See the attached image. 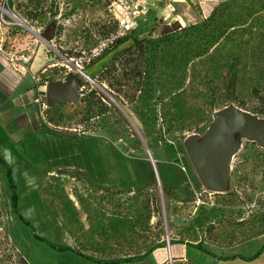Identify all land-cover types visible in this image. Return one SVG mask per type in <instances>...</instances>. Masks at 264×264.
<instances>
[{"label":"rangeland","instance_id":"374dc122","mask_svg":"<svg viewBox=\"0 0 264 264\" xmlns=\"http://www.w3.org/2000/svg\"><path fill=\"white\" fill-rule=\"evenodd\" d=\"M112 1L52 0L53 11L34 22L4 7L6 50H26L32 55L31 70L39 59L34 74L41 76L46 68L40 77L45 82L76 83L79 101L48 107L46 88H39L44 97L35 101V112L41 132L24 144H0V251L6 243L25 264H92L52 245L115 259L142 255L162 243L166 256L161 264H186L176 259L169 263L166 242L169 248L170 243L194 244L201 232L196 237L189 226L200 218L214 224L215 240L201 235L203 248L220 260L189 248L193 264H264V223H259L264 222V150L235 136L239 148L221 193L204 189L191 164H183L188 160L185 150L176 151L194 135L200 144L213 115L227 106L264 119V40L213 44L208 56L200 57L198 23L227 0H154V11L134 39L87 63L89 51L105 41L100 30L109 26ZM4 3L0 0V7ZM176 21L180 30L171 35L160 37L154 30L158 23ZM49 26L52 42L45 44L38 36ZM134 40H145L149 48V81L139 98L126 71L132 57L118 54L113 59ZM234 58L235 84L226 89ZM76 62L92 83L78 74ZM51 63L55 67L48 68ZM90 92L88 110L82 100ZM178 167L185 172L174 179ZM74 172L84 173L92 185ZM62 195L70 200L69 207L58 198ZM235 222L261 224L263 234L225 245L229 238L224 243L223 233H231ZM154 260L152 255L124 264Z\"/></svg>","mask_w":264,"mask_h":264},{"label":"trees","instance_id":"16d2710c","mask_svg":"<svg viewBox=\"0 0 264 264\" xmlns=\"http://www.w3.org/2000/svg\"><path fill=\"white\" fill-rule=\"evenodd\" d=\"M54 3H52V0H5V7L14 12L18 13L22 19H24L27 22H34V21H41L42 16H45V13H51L55 6H53ZM76 6L79 5L78 3L75 4ZM53 15V13L51 14ZM109 26H103L101 27L100 34L103 37H106L104 39H107L110 34L115 33L117 30V27L113 24H109ZM262 29V32H259ZM154 30H156V33L160 36H168L171 35L178 30H180V23L178 21L168 25L166 23H158V26L154 27ZM135 33L129 34L121 39L114 40L111 44L107 45V48L104 50V52L101 54L102 56L108 54L111 50L119 47L123 42L128 41L130 39H134ZM249 39L261 41L264 40V0H227L223 3H220L218 6H216L210 15L204 19L201 23H198V56H208L207 48L213 44L219 45V44H238L240 45L244 41H248ZM149 51V48L147 46V43L145 40H134L133 44L130 48L121 51L120 53H117L114 55L113 59L116 60L118 57V54H127V56H130V60L126 61V64L128 65L127 75L129 79L131 78L133 82L135 83L133 85V91L137 93L139 96L143 95V90L145 89V86L148 84V58L147 53ZM235 57V56H234ZM99 60V58H96L94 61ZM235 58L234 61L231 62L228 66V73L230 75L227 84L226 89L233 88L235 81V71H233V68L235 67ZM114 69V67H112ZM115 71V70H112ZM105 75V73H104ZM107 75H111V70L106 73ZM43 85V82L36 86ZM94 95V92H90L86 94L85 98L82 100L86 103V108L89 110L90 108V97ZM40 97H44V94L42 95L41 92H38L36 100ZM134 99V97H133ZM235 106V105H232ZM54 107V106H52ZM236 108L244 111L241 107L235 106ZM155 117L157 111L152 110L151 111ZM247 112V111H244ZM87 113V112H86ZM249 113V112H247ZM251 114V113H249ZM253 115V114H251ZM255 116V115H254ZM86 120H89L88 118H85ZM142 119V118H140ZM178 152L184 153V148L182 146H178L177 150ZM138 162V161H136ZM184 166H189V161L184 160L183 161ZM140 164V163H138ZM3 167L7 168L5 164H3ZM178 169V170H177ZM175 169V173L177 174L174 176V179L176 177H179L180 174L183 172L181 171L180 167ZM187 173L191 177H194L193 173L191 172V169H187ZM72 175L82 176L85 181L90 183L92 185V181L82 172H74ZM168 186L164 185V189H168ZM60 201L64 204V207H69L71 205L70 200L67 198V196H58ZM14 208V207H13ZM199 217V216H198ZM263 219L259 220V223L263 224ZM261 221V222H260ZM249 223V222H248ZM257 224L256 227L252 226H246L245 222H235L233 223V229H231V233H223L225 235V238L223 240L226 241L227 238H229V242L225 243V245H230L233 241L240 237L241 241L239 243H246L250 240H253L257 237H260L263 232L258 231L260 228ZM247 227V228H246ZM189 229L192 230V233L196 235L199 232L205 238L206 240H215L214 236H212V231L214 229V224L209 222L208 224L205 223V221L200 220L198 218V223H191L189 226ZM234 231L238 235H233ZM122 235V233H119ZM199 236L198 239H196L195 243H189V242H178V243H170V245H176V244H183L188 248H193L197 250L198 252H201L203 254H206L207 256L220 260L217 256L212 254L211 252H208L203 248V243L205 242L202 239V236ZM213 237V238H212ZM239 239V240H240ZM3 249L0 251V264H25L22 260V256L20 252L13 251L12 248H8V245L4 243ZM56 250L58 251H67L71 252L78 257H80L83 260H86L92 264H124V263H135L142 261L149 257L154 251L158 249H162L164 244L158 243L150 248H148L142 255L138 256H130L125 258H115V259H98L89 255L81 254L80 252L66 247V246H54L52 245ZM51 246V247H52ZM264 249V247H263ZM260 253L255 254L251 258L247 260H252L255 257H257ZM227 259V258H225ZM233 259V258H231ZM176 261V260H175ZM186 264H193L190 260H186Z\"/></svg>","mask_w":264,"mask_h":264},{"label":"water","instance_id":"95a60500","mask_svg":"<svg viewBox=\"0 0 264 264\" xmlns=\"http://www.w3.org/2000/svg\"><path fill=\"white\" fill-rule=\"evenodd\" d=\"M52 30L53 27L49 26L41 39L45 42L51 41ZM78 87L76 83L48 82L45 90L46 105L51 107L58 104H76L79 101ZM235 136L251 141L264 150V119L230 105L213 115L212 123L200 144H196L195 135L186 141L184 150L188 161L204 189L214 193L226 190L230 162L239 148ZM148 161L154 170L151 158Z\"/></svg>","mask_w":264,"mask_h":264},{"label":"crops","instance_id":"0c3cea01","mask_svg":"<svg viewBox=\"0 0 264 264\" xmlns=\"http://www.w3.org/2000/svg\"><path fill=\"white\" fill-rule=\"evenodd\" d=\"M2 30L0 26V38L3 35ZM39 61L36 59V67L31 70V64L29 72L22 76L10 70L0 55V144H24L41 132L35 112L39 91L30 77L39 69ZM166 251L172 260H190V250L183 244L171 245ZM152 255L155 257V264H161L166 256L163 249L154 251L150 256ZM211 264H216V261L212 260Z\"/></svg>","mask_w":264,"mask_h":264},{"label":"built area","instance_id":"2783aa9c","mask_svg":"<svg viewBox=\"0 0 264 264\" xmlns=\"http://www.w3.org/2000/svg\"><path fill=\"white\" fill-rule=\"evenodd\" d=\"M154 6V0H113L109 8V23L115 25L117 27V30L115 33L110 34L109 37L100 44L98 49L93 50L91 54L89 51L86 62L89 63L94 61L97 57H99V55L104 52V50L107 48V45L111 44L114 40L124 38L125 36L132 33H138L143 28L144 24L148 21L147 19L150 16L151 11L154 9ZM4 7L5 3L3 4V7H0L1 27L2 23L4 24L2 14V12L4 11ZM11 16L15 18L19 23L21 22V20L18 19L14 14L11 13ZM3 38L4 36L2 35L0 38V55L6 62L7 67L19 75H26L29 72V66L32 62V55L29 54L26 50H6L4 46L5 40ZM38 39L45 44H49L50 42H52V38L51 41H43L41 39V35L38 36ZM81 53L82 55H84V52ZM55 65L56 64L51 63L47 67L52 68L55 67ZM75 67L78 74H80L81 76H85L86 80L92 83V80L82 71V67L79 65V63L76 62ZM46 70L47 69L44 68L42 71H40L41 76H39L38 74L30 75L31 81L34 84L39 85L43 82V85L38 86L39 92V88L43 87V89H45L48 83L45 82L44 79L40 78L45 77L44 74ZM37 101L38 99L36 100V102ZM180 169L185 172L183 167H181ZM166 244L168 250L169 242L167 241ZM168 261L169 263L172 262V258L170 256H168Z\"/></svg>","mask_w":264,"mask_h":264},{"label":"bare ground","instance_id":"6f19581e","mask_svg":"<svg viewBox=\"0 0 264 264\" xmlns=\"http://www.w3.org/2000/svg\"><path fill=\"white\" fill-rule=\"evenodd\" d=\"M180 2V1H179ZM86 78V77H85ZM198 149H199V147L198 146H196Z\"/></svg>","mask_w":264,"mask_h":264}]
</instances>
